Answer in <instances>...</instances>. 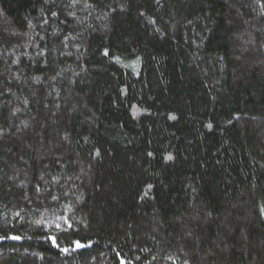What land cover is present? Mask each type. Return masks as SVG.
I'll return each mask as SVG.
<instances>
[{
    "label": "trees",
    "instance_id": "trees-1",
    "mask_svg": "<svg viewBox=\"0 0 264 264\" xmlns=\"http://www.w3.org/2000/svg\"><path fill=\"white\" fill-rule=\"evenodd\" d=\"M122 262L264 264V0H0V264Z\"/></svg>",
    "mask_w": 264,
    "mask_h": 264
},
{
    "label": "snow or ice",
    "instance_id": "snow-or-ice-1",
    "mask_svg": "<svg viewBox=\"0 0 264 264\" xmlns=\"http://www.w3.org/2000/svg\"><path fill=\"white\" fill-rule=\"evenodd\" d=\"M53 15H56V14L53 13ZM209 127H211V125H209ZM97 155H99V153H97ZM149 155H151V153H149ZM168 159H172V157L169 156ZM149 187H151V186H149ZM14 238H15V239H19V237H14ZM76 247H78V248H82V247H85V245H82V244H80L79 242H77ZM64 251H68V249H64ZM122 264H123V262H122ZM185 264H187V262H185Z\"/></svg>",
    "mask_w": 264,
    "mask_h": 264
}]
</instances>
